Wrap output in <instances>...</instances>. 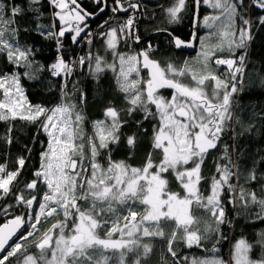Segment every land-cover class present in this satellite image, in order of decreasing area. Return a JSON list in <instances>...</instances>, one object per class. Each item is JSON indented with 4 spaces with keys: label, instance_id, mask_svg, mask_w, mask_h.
Segmentation results:
<instances>
[{
    "label": "snow or ice",
    "instance_id": "obj_1",
    "mask_svg": "<svg viewBox=\"0 0 264 264\" xmlns=\"http://www.w3.org/2000/svg\"><path fill=\"white\" fill-rule=\"evenodd\" d=\"M40 0H27L28 10L33 14L38 12L35 5ZM201 2L218 10V14L207 15L203 18V26L209 29L206 37H201L202 51L195 64L185 61L182 67L172 63L166 67L149 58L152 49L148 48L137 54H122L116 51L120 38L131 35L130 30L135 26V18L129 16L127 20L117 27L110 28L101 36L107 37V49L118 58L119 70L115 63H107L103 57L96 55L95 66L92 69L95 76L106 69L116 73V82L119 90L125 94V99L131 105L129 114L136 110H142L145 118L154 115L150 108H156L155 115L159 117L158 127H154L152 147L161 150L162 159L158 165H154L151 153L143 168L131 167L121 162L109 161L107 168L97 162L96 157L100 149H107L110 144L119 142V130L122 126L120 112L113 106L104 110V120L93 122L95 135L87 137L90 148V158L86 154L85 136L82 131L84 117L76 110V105L68 103L46 109L41 105H29L20 83L19 73L13 71L10 74L0 75V89L3 90V99H0V121L27 120L38 122L43 118L42 130L48 136V144L45 151L40 153L41 165L31 181L24 184L23 189L14 194L17 204H23L29 211L26 214L30 224V231L14 244L10 241L28 222L23 215H17L5 224L0 225V264H6L12 257L23 256V260H17V264H112L113 256L118 253V264H126V257L130 253H137L134 264H141V259L147 257L152 251L149 243L143 242L145 238L163 237L164 231L160 230L162 222H174L176 230L172 232L168 240V252L173 258L177 253L173 250L175 241H183L186 246L200 245L201 241L208 238L209 231L216 229L206 226L203 232L193 230V226L199 220L191 214L193 206L210 212L216 225L226 223L225 210L221 203V191L227 186L232 191L230 179L238 176V166L232 161L228 146L225 145L221 161L217 163L216 174L212 177L210 194L204 197L199 191L201 166L207 154L218 147L219 141L227 129L228 122L233 120V97L239 91L237 78L242 77L245 71V55H236L237 49H246L251 39L250 26L253 21L245 19L238 8L243 0H194L198 9ZM51 3L59 11L54 13L61 27L58 33L40 23H35L36 30L47 39H56L57 58L48 66L53 77L61 74L71 75L73 67L66 62L62 53L63 44L60 38L68 31L74 32L71 36L73 43L87 28L84 22L86 16L77 0H51ZM99 7L101 0H96ZM251 3L264 12V0H251ZM107 6L99 7L103 12ZM137 3H129L125 8L124 0H114L112 12H125L137 9ZM186 9V0H174L173 4L164 9L167 23L178 24L182 13ZM24 8L16 3L11 6L0 0V53L6 54L7 60L16 66L25 69H33L35 62L31 59L33 50L30 47H22L15 43L18 29L15 27L16 17L24 13ZM36 15V20H39ZM241 21L239 27L236 21ZM260 25H264V15L258 17ZM199 20L194 25H199ZM68 25V27H64ZM158 31L167 32L165 29ZM169 42L176 48L191 47L192 41H185L171 32H168ZM10 37V38H9ZM135 40L140 41V36L135 35ZM192 39H196L193 32ZM206 40H216L217 43H206ZM218 53H227L225 57ZM142 67L148 70L147 80L132 78L133 74L139 77L141 60ZM89 59H92L89 54ZM226 65L227 78L217 75L211 70V63ZM85 58L81 57L80 64H84ZM197 65L199 67H197ZM43 65L39 70H43ZM25 76L35 79L32 71H25ZM190 78V83H184V79ZM212 83L211 93L207 91L209 83ZM172 89L171 99L158 95L159 89ZM222 93V98H221ZM83 100V94H82ZM251 125L248 126L250 131ZM12 129L9 128L5 140L11 143ZM98 140V143H97ZM127 144L130 148L135 146V136H128ZM17 168L12 171L6 169V165L0 164V198L12 194L14 183L22 174L26 164V157L17 158ZM191 163L192 167H186ZM90 165V167L86 166ZM155 167L156 171H151ZM234 169H237L234 171ZM169 170L175 173V178L180 182L185 195L180 196L176 192L166 191L168 181L163 174ZM90 171V175H86ZM248 180L257 179L255 171L248 175ZM43 183L46 190L40 198L39 211H35L33 219V205L37 201V195L25 198V191H36ZM90 202L89 208L82 210L78 201ZM239 200L244 207L258 205L260 214L258 219H264V197L256 192H249L240 187ZM131 201V203H129ZM230 203L233 201H229ZM139 203L145 206L144 213L138 215L133 210V205ZM117 206H126L128 215L122 217L124 223L120 224L121 216ZM7 215L8 208L2 209ZM63 214V221H59L45 231L37 240H33L30 246L35 247L39 255L26 253L29 238L38 231V225L42 219ZM110 214L105 218V214ZM111 217H116L112 220ZM71 221V225H69ZM105 238L98 231L106 226ZM155 227H151V226ZM58 231V235L54 232ZM182 231V235L180 234ZM119 238H113L115 235ZM257 243L264 248V233ZM10 248V250H9ZM253 245L241 238L233 245L230 261L219 257L194 258L191 264H264V258L253 261L249 253ZM213 252L217 251L215 246ZM7 254L4 255L3 253ZM51 258H48V253ZM111 252L113 256L106 253ZM99 253L100 258L96 259Z\"/></svg>",
    "mask_w": 264,
    "mask_h": 264
},
{
    "label": "trees",
    "instance_id": "obj_2",
    "mask_svg": "<svg viewBox=\"0 0 264 264\" xmlns=\"http://www.w3.org/2000/svg\"><path fill=\"white\" fill-rule=\"evenodd\" d=\"M4 3L11 6L14 2L24 8V13L16 17L15 27L18 33L15 38V43L22 47H30L33 50L31 59L35 62V67L31 70L14 65L7 60L6 54L0 53V75L10 74L13 71L19 73L20 83L24 91V96L27 98L29 105H41L46 109H51L61 103L63 99L70 100L80 109V113L84 117V128L92 124V122L104 119V110L113 106L120 112V120L122 126L119 130V142L112 143L107 149H100L96 160L107 168L109 161L121 162L131 167L143 168L151 153V159L154 165H158L162 159L161 150L152 147V136L154 127L159 125V117L155 115L156 108L151 106L150 111L154 114L145 118V113L142 110H136L129 114L128 108L131 105L125 99V94L119 90L116 82V73L110 69H106L99 76L93 74L96 55L104 57L105 60L112 62V51L107 49V37L101 36V33H106L110 28L117 27L129 17L131 12L121 16L111 23L104 24L109 17H117L118 13L112 12L114 0H107V8L105 13L97 18L89 21L85 19L88 27L78 38L76 43H73L71 33H65V36L60 38L63 44L61 55L66 62H69L73 71L71 75L65 76L61 74L58 77H53L48 70V66L55 62L57 58L56 39H47L41 36L36 30L35 23H40L46 26V29H51L58 33L60 24L54 17V5L51 0H40L39 4L35 5L38 12L33 14L28 10L27 0H3ZM174 0H141L142 7L147 12L145 18L141 20L139 32L141 36H149L158 31V29H167L174 36H178L183 40H188L192 35V19L194 12V0H186V9L182 13L181 20L178 24L169 25L167 23L164 9L171 6ZM81 7L88 13L94 14L99 11L96 0H79ZM133 3H136L133 2ZM125 6V4H124ZM213 8L211 9V11ZM210 11V10H209ZM205 10L203 2L200 4L199 25L197 31L196 51L189 54L184 51L175 50L169 38L164 35H155L150 38L152 49L149 56L157 61L161 67H166L172 63L175 66L182 67L185 61L195 64L199 58L200 48L202 50L200 38L205 37L209 31L203 27V18L206 15L218 14V12H209ZM238 11L245 19L253 21L250 26L251 39L248 42L246 49H237L236 55H245L244 74L237 78V87L239 91L233 97L232 111L234 119L228 122L227 129L224 132L218 147L211 150L205 157L201 166V175L203 179L199 184V191L204 197L210 194V185L212 177L216 174L217 163H226L221 161V156L224 153L225 145L228 146L232 161L238 166V176L230 179L235 189L232 191L225 189L221 191V203L225 210L226 223L216 225L210 212H206L201 208L193 206L191 214L199 220V223L193 226V230L199 229L201 233L206 226H210L217 231H209L206 239L201 241L200 245L186 246L183 241L177 240L173 244V250L177 253V257L173 258L168 252V240L172 236V232L176 230L174 222H162L160 230L164 231L163 237L145 238L143 242L149 243L152 246V251L147 257L141 259V264H191L194 258H205L216 256L225 261H230V251L233 248L234 242L238 239H245L253 245L249 255L254 261L264 258V248L257 241L262 237L260 233H264V219H258L260 208L258 205H249L244 207L239 200L240 187L245 188L249 192L254 191L258 196L264 197V25H260L258 17L264 15V12L256 8L251 0H243V4L239 6ZM94 12V13H93ZM209 13V14H208ZM36 15H39V20H36ZM110 17V18H111ZM237 26L241 24L238 19ZM104 24V25H103ZM146 36V37H147ZM10 38V37H9ZM218 41L215 40V43ZM148 48V47H147ZM145 48V49H147ZM198 48V49H197ZM116 51L118 53H139L140 47L134 44L133 34L126 38H120ZM91 54L92 59H89ZM227 56V53L220 54ZM81 57L85 58L84 64H80ZM43 65V70H39V66ZM197 67H199L197 65ZM211 70L217 75L227 78V66H217L211 63ZM25 71H32L35 79H29L24 75ZM142 77L140 79L147 80V75L141 70ZM184 83H190V79H184ZM212 83L208 85L207 91L211 93ZM83 94V100H82ZM158 95L170 99L173 95L172 89H159ZM222 98V93H221ZM0 99H3V90L0 89ZM43 118L38 122H29L19 118L15 120L0 121V164L6 165L8 171L17 168V158L20 156L26 157V164L22 170V174L14 183L12 194L7 197L0 198V224L17 215L25 216L28 221V209L23 204H17L14 199V194L23 189L25 182L31 181L35 177L33 173L40 168L41 160L40 153L45 151L48 144V136L42 130ZM252 128L249 131L248 126ZM9 128L12 129L10 135L12 142H6L5 137L8 135ZM135 136V146L130 148L127 144L128 136ZM192 167L191 163L186 167ZM90 167V165H88ZM237 169H234L236 171ZM156 171L155 167L151 170ZM255 171L257 179L255 181L248 180L250 172ZM89 173V172H88ZM86 173L87 175H89ZM164 178L168 181L166 191L179 193L180 196L185 195V192L179 181L175 178V173L169 170L164 173ZM46 190L45 185H39L36 191H25V198L30 195H37L38 199L33 205V219L35 211H39L40 198ZM233 201V202H229ZM131 203V201L129 202ZM82 210L89 208L90 202L83 200L78 201ZM119 215L121 216L120 224L124 223L122 217L128 215L126 206H117ZM8 208L7 215L2 209ZM133 210L142 215L145 206L136 203L133 205ZM110 214H105V218H109ZM63 214L60 213L53 217L42 219L38 225V231L26 242L29 246L26 247V253L39 255L38 250L30 246L33 240L39 239L45 231L59 221H63ZM115 220L116 217H111ZM32 221L25 223V229L22 234L11 244L14 245L21 236H24L30 231ZM71 225V221H69ZM98 231V234L105 238L107 228ZM151 227H155L154 225ZM183 234L182 231L180 233ZM58 235V231L54 232ZM118 234L113 238H117ZM215 246V252L212 251ZM10 250V248H9ZM7 253L5 252L4 255ZM50 252L47 254L50 257ZM113 256V253H106ZM98 257L100 255L98 253ZM137 258V253H130L126 257V264H134ZM17 260H23L22 255L10 258L6 264H17ZM112 264H118V253L113 256Z\"/></svg>",
    "mask_w": 264,
    "mask_h": 264
},
{
    "label": "water",
    "instance_id": "obj_3",
    "mask_svg": "<svg viewBox=\"0 0 264 264\" xmlns=\"http://www.w3.org/2000/svg\"><path fill=\"white\" fill-rule=\"evenodd\" d=\"M101 2H102V6L101 7H104L105 6V0H101ZM77 4H79V2L77 1ZM80 5V4H79ZM128 7V6H127ZM127 7H125V8H127ZM80 8L84 11V12H87L86 10H84L82 7H81V5H80ZM106 8V7H105ZM132 10H134V11H137V9H132ZM131 10H128V11H125V12H118L120 15H125V14H127L128 12H130ZM104 12V11H103ZM103 12H100V11H98L97 13H95V14H91V13H89L90 15H88V16H86V20H89V21H91V20H93V19H95L98 15H100V14H102ZM88 13V12H87ZM199 15H200V6H199V8L197 9L196 8V6H195V4H194V12H193V19H192V34H193V32H195L196 33V39H192V35H191V37L188 39V40H185V41H189V40H191L192 41V45L193 46H191V47H181V48H176L173 44H171V46L175 49V50H179V51H184V52H187V53H189V54H193L195 51H196V45H197V41H198V38H197V31H198V25H194V21L195 20H199ZM137 18H136V21H135V26H134V28H133V40H134V44H136V45H138V44H140V43H142V42H146L148 39H150L151 37H153V36H155V35H164V36H166V37H168L169 38V36H168V32L169 31H167V32H163V31H157V32H155V33H153V34H151V35H149V36H147L146 38H144V39H140V41L139 42H137L136 40H135V35H138V22H139V16L137 15L136 16ZM176 37H178V36H176ZM178 38H180V37H178ZM181 39V38H180ZM183 40V39H182ZM141 51V50H140ZM139 51V52H140ZM149 58L150 59H152L150 56H149ZM140 60H141V70L144 72V73H146V75H147V77H148V70L147 69H144L143 67H142V62H143V58L141 57L140 58ZM153 60V59H152ZM7 221H4V222H2L0 225H2V224H5ZM24 229H25V224L22 226V228L17 232V234L13 237V239L10 241V245L22 234V232L24 231ZM5 253V252H4ZM3 253V254H4Z\"/></svg>",
    "mask_w": 264,
    "mask_h": 264
},
{
    "label": "rangeland",
    "instance_id": "obj_4",
    "mask_svg": "<svg viewBox=\"0 0 264 264\" xmlns=\"http://www.w3.org/2000/svg\"><path fill=\"white\" fill-rule=\"evenodd\" d=\"M55 7V6H54ZM204 7H205V10L206 11H211V7H209L208 5H205L204 4ZM57 11H59V9H57V8H55V11L53 12V15H54V13L55 12H57ZM209 11V12H210ZM211 12H218V10H216V9H213ZM209 14V13H208ZM207 16V15H206ZM56 19H57V21L59 22V24H60V27H61V23H60V21H59V19L56 17V16H54ZM83 23H85V21L84 22H81V26L83 25ZM64 27H68V25H64ZM87 27H88V25H87ZM204 27V26H203ZM206 28V27H205ZM59 30H60V28L58 29V32H59ZM87 30V28L85 29V31ZM84 31V32H85ZM209 32V31H208ZM66 33H71L72 35H74V32H71V31H68V32H66ZM83 33V32H82ZM81 33V34H82ZM206 37V36H205ZM206 43H212V44H214L215 43V40H206L205 41ZM201 44V43H200ZM202 46V45H201ZM198 49V48H197ZM201 48H200V53H201ZM123 54H126V53H123ZM128 54H135V53H127L126 55H128ZM113 55V54H112ZM104 58V57H103ZM105 60V59H104ZM113 61L112 62H110V61H107V60H105L107 63H109V64H113V63H115L116 65H117V71L119 70V62H118V58L117 57H114L113 56V59H112ZM213 63H214V60H213ZM94 66H95V64H94ZM221 66V65H220ZM138 67L140 68V74H139V77H137L135 74H133V76H132V78H134V79H136V78H141L142 77V74H141V64L140 65H138ZM111 70V69H110ZM113 71V70H112ZM227 72H228V70H227ZM190 79V78H189ZM172 97V96H171ZM171 99V98H170ZM68 103H71V104H74V103H72V101H70V100H66V99H63L62 101H61V103L60 104H58V105H61V104H68ZM74 105H76V104H74ZM76 110L77 111H79L80 112V109H79V107H77V105H76ZM105 119V118H104ZM104 119H100V120H104ZM97 121V120H96ZM84 126H85V124H84V121H83V124H82V131H83V134H84V136H85V140H84V144H85V149H86V154L88 155V157L90 158V156H91V153H90V148H89V145H88V142H87V137H92V136H94L95 135V132H94V128H93V122H92V124L91 125H89L88 126V130H87V128H84ZM97 143H98V140H97ZM98 162V161H97ZM99 163V162H98ZM86 166H88V165H86ZM190 167V166H189ZM89 175H90V171H89V173H88ZM87 175V174H86ZM165 177V176H164ZM43 184V183H42ZM44 185V184H43ZM168 192H170V191H168ZM184 196V195H183ZM183 196H181V197H183ZM119 238V236L117 237V239ZM239 240V239H238ZM238 240H236V241H238ZM236 241L234 242V244L236 243ZM232 251H233V248H232V250L230 251V256L232 255ZM250 256V255H249ZM51 258V254H50V257H49V259ZM96 259H99V257H98V253L96 254ZM254 261V260H253Z\"/></svg>",
    "mask_w": 264,
    "mask_h": 264
},
{
    "label": "flooded vegetation",
    "instance_id": "obj_5",
    "mask_svg": "<svg viewBox=\"0 0 264 264\" xmlns=\"http://www.w3.org/2000/svg\"><path fill=\"white\" fill-rule=\"evenodd\" d=\"M78 2H79V0H77ZM136 1V3L139 5V7L137 8V11H134V18H135V21H136V16L138 15L139 16V24H138V35L140 36V38L141 39H144V38H146V36H141L140 35V32H139V25H140V22H141V20H143V18H145V14L147 13V12H145L146 10H144V9H139L140 7H142L143 5H142V3H140V1L141 0H124V4H125V7H127L128 6V4L129 3H133V2H135ZM106 3H107V0H106ZM80 4V3H79ZM107 5H108V3H107ZM101 6H102V2H101ZM100 6V7H101ZM106 8H107V6H106ZM106 8H105V10H104V12H103V14L105 13V11H106ZM94 13V12H93ZM97 13V12H96ZM118 13V12H117ZM95 14V13H94ZM119 14V13H118ZM102 15V14H101ZM100 16V15H99ZM121 16H123V15H118L117 17H113V15H112V17L110 18L109 17V19L104 23V24H106V23H111V22H113V21H116V20H120V19H122L121 18ZM98 17V16H97ZM96 17V18H97ZM103 24V25H104ZM133 30V29H132ZM154 37V36H153ZM152 38V37H151ZM149 43H151L150 42V39H148L146 42H142V43H140V44H138V46L140 47V50H143V49H145V48H147L148 47V45H149ZM148 78V77H147ZM210 94V93H209Z\"/></svg>",
    "mask_w": 264,
    "mask_h": 264
},
{
    "label": "bare ground",
    "instance_id": "obj_6",
    "mask_svg": "<svg viewBox=\"0 0 264 264\" xmlns=\"http://www.w3.org/2000/svg\"><path fill=\"white\" fill-rule=\"evenodd\" d=\"M130 12H131V13H130V15H129V16H133V17H134V16H135V15H134V11H133V10H131ZM131 30H132V29H131ZM131 30H130V32H131ZM132 34H133V30H132ZM143 50H144V49H143ZM149 53H150V52H149ZM140 64H141V63H140Z\"/></svg>",
    "mask_w": 264,
    "mask_h": 264
}]
</instances>
